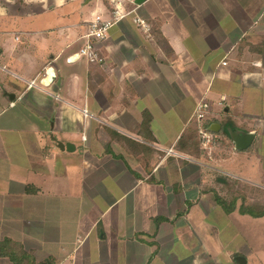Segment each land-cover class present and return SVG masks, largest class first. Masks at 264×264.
Masks as SVG:
<instances>
[{
    "label": "crops",
    "instance_id": "1",
    "mask_svg": "<svg viewBox=\"0 0 264 264\" xmlns=\"http://www.w3.org/2000/svg\"><path fill=\"white\" fill-rule=\"evenodd\" d=\"M24 1L0 13V240L37 264H215L225 177L264 191V0H121L101 60L76 61L114 0ZM231 131L255 138L238 150Z\"/></svg>",
    "mask_w": 264,
    "mask_h": 264
},
{
    "label": "rangeland",
    "instance_id": "2",
    "mask_svg": "<svg viewBox=\"0 0 264 264\" xmlns=\"http://www.w3.org/2000/svg\"><path fill=\"white\" fill-rule=\"evenodd\" d=\"M55 1L57 0L38 1L35 7L44 10L48 3ZM26 5L24 0H0V13L22 12L25 10L24 6ZM39 16L31 24L35 28H43L53 23L46 17L45 13ZM16 22L17 20L10 21L8 26L16 27ZM19 23L23 24L21 21ZM19 23L17 24L19 25ZM181 123L182 120L180 119L172 120L174 128H178ZM212 166L215 169L219 168L216 162H213ZM225 178L228 181L222 191V196L226 199L228 205L232 204L234 200V210L231 212L226 211L227 214L219 221V239L209 237V242L217 244L216 249L211 248L219 253L218 261H215V264H238L235 259L236 256H244L247 259L246 264H264V216L253 218L250 215H243L240 211L242 205L258 206L263 210L264 191L234 183L233 177ZM0 264H11V262L7 258H0Z\"/></svg>",
    "mask_w": 264,
    "mask_h": 264
},
{
    "label": "built area",
    "instance_id": "3",
    "mask_svg": "<svg viewBox=\"0 0 264 264\" xmlns=\"http://www.w3.org/2000/svg\"><path fill=\"white\" fill-rule=\"evenodd\" d=\"M128 14V11L122 6L121 0H114V7L110 18H104L102 14H96L90 21L88 31L85 33V44L77 51L71 54L70 59L74 61L79 60L82 57H87L92 60H101L96 42L104 39L113 25ZM145 26V24H143ZM50 77L49 72L45 71L44 78ZM35 84V81L30 83ZM210 113V104L205 100H200L194 111V117L198 122L204 121ZM200 135L203 140V144L209 149L213 144L214 136L209 133L204 125L200 128Z\"/></svg>",
    "mask_w": 264,
    "mask_h": 264
},
{
    "label": "trees",
    "instance_id": "4",
    "mask_svg": "<svg viewBox=\"0 0 264 264\" xmlns=\"http://www.w3.org/2000/svg\"><path fill=\"white\" fill-rule=\"evenodd\" d=\"M151 119V116L146 112V114H144V120L140 130L150 132ZM103 129L105 130L106 127H104ZM140 133L146 135L147 132L145 133L140 131ZM147 136H149V134H147ZM185 137L186 134L181 137L180 141L177 144L178 147L183 151H186L185 149H187V146L189 148L192 147L191 145H193L194 141L196 140V134L193 132L191 134V139H187ZM196 150L198 151L199 149H195L192 152ZM215 200L225 209V211L231 212L234 210V200L232 204L228 205L226 199L219 194H216ZM240 211L243 214H250L253 217L257 218L264 216V209L261 210L258 206L242 205ZM0 258H7L11 262V264H37L32 256V253L28 252L20 242H17L11 238L0 240Z\"/></svg>",
    "mask_w": 264,
    "mask_h": 264
},
{
    "label": "water",
    "instance_id": "5",
    "mask_svg": "<svg viewBox=\"0 0 264 264\" xmlns=\"http://www.w3.org/2000/svg\"><path fill=\"white\" fill-rule=\"evenodd\" d=\"M46 71L49 72L50 77L42 78L43 81L45 79L54 80L56 78V75H55L52 67L48 68ZM13 97H14V95H13ZM210 129L215 130V131L217 130L215 128H210ZM230 133H231L232 140L235 143V147L238 150L247 149L252 144V142L255 138L254 132L231 131ZM52 137L57 142L58 147L60 149L68 150V151H74L76 149V146L72 142H63L61 140H58L54 136H52ZM235 259H236L238 264H246L247 263V259L244 256H236Z\"/></svg>",
    "mask_w": 264,
    "mask_h": 264
}]
</instances>
